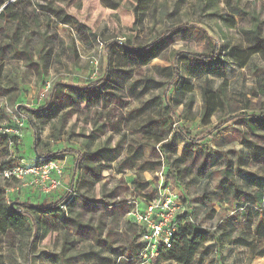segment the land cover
I'll use <instances>...</instances> for the list:
<instances>
[{
  "label": "rangeland",
  "instance_id": "obj_1",
  "mask_svg": "<svg viewBox=\"0 0 264 264\" xmlns=\"http://www.w3.org/2000/svg\"><path fill=\"white\" fill-rule=\"evenodd\" d=\"M50 8L63 11L70 23L62 24L39 8L36 19L27 22L16 52L27 44L28 58L8 54L2 64L0 126L13 121L17 127V122H22L19 150L12 149L11 167L36 164L34 131L40 155L63 153L59 155L64 165L60 187L44 196L29 183L0 178V188L6 201L39 204L42 197H47L45 202L56 201L69 191L73 163L78 159L75 185L65 210L68 219L51 216L55 223L66 221L68 226L28 222L23 232L0 233V264H115L118 255L129 257L139 242L136 229L128 225V212L141 202L132 180L146 184L151 198L158 192L175 197L179 208L191 211L195 225L209 239L219 218H204V182L196 178L197 165L175 161L189 142L174 126L194 136L239 117L201 142L200 148L213 155L230 150L245 153L248 150L241 145L240 136L263 146L264 133L251 135L246 124L264 116V53L253 57L243 70L227 60L205 65L178 62L182 77L178 81L190 84V94L178 106L173 100L175 89L170 87L175 57L211 51L212 45H218L225 59L227 48L251 46L254 42L249 31L256 28L264 45V0H155L151 5L135 0H51ZM230 20L233 28L227 22ZM156 39L160 46L146 66L129 61L132 54L125 47L140 48ZM40 57L48 60L47 66ZM106 73L110 79L116 73L131 77L123 87L108 90L118 98L106 108L87 106L84 89ZM205 83L224 99L208 121L202 120ZM164 96L173 101L174 115L165 109ZM58 103L68 106L51 116L46 126L40 124L37 109L49 104L43 112L46 115ZM160 119L173 126L163 148H153L142 127ZM98 149L108 150L103 158L95 153ZM2 150L0 147V167L6 159ZM147 160L160 166L137 174V165ZM217 182L218 176L212 188ZM220 208V204L213 206L215 212ZM232 209L224 205L221 212ZM248 256V250L240 246L224 248L215 255L219 264H264V257L248 262Z\"/></svg>",
  "mask_w": 264,
  "mask_h": 264
},
{
  "label": "trees",
  "instance_id": "obj_2",
  "mask_svg": "<svg viewBox=\"0 0 264 264\" xmlns=\"http://www.w3.org/2000/svg\"><path fill=\"white\" fill-rule=\"evenodd\" d=\"M136 2L146 5H151L155 0H135ZM43 4V5H40ZM51 0H0V76L3 73V62L7 60L8 54H19L28 58L27 44L24 49L17 53L16 47L21 44L23 32L28 29L27 22L34 19L36 10L39 8L41 12L52 13L59 22L62 24L70 23L68 17L65 16L63 11L50 8ZM30 13H33L30 15ZM31 16V17H30ZM36 19V18H35ZM229 22V27L233 28L234 23L232 20ZM257 28L249 31L251 34V46L244 50L236 47L227 48L225 52V59L221 56L222 50L218 45H212L211 51L203 52L200 54H179L175 57L174 66V80H172L170 87L175 89V101L178 106L181 100L190 94V84L188 82H180L182 78L178 72L177 64L183 60L184 64L190 65L191 63H200L202 65L212 64L219 61L227 60L234 64L238 69L243 70L251 63V59L260 53H264V45L261 43ZM160 46V39H156L151 44L140 48H127L132 54L129 61L136 63L139 66H146L151 59V54L155 48ZM47 55V54H46ZM27 57V58H26ZM48 64V60L40 57ZM110 68H108V71ZM130 75L126 74L125 78L116 75L114 78H109L106 73L101 79L91 83L84 90L88 95L84 98L87 106H103L107 107L112 102L116 101L118 96L115 93H109L111 88L117 90L123 87ZM107 79H109L107 82ZM114 86V87H112ZM107 89L103 91L104 88ZM2 88L0 83V89ZM101 88L102 91H97ZM1 91V90H0ZM97 91V92H96ZM120 92V91H119ZM71 100H80V97L68 96ZM203 97V114L202 120H209L216 114L221 106L224 104V99L212 88L207 86V83L202 88ZM64 100H60L64 104ZM163 101L165 109L169 110L172 115L175 112L171 109L172 100L164 96ZM48 103V102H47ZM49 104H45L37 109V117L40 124L46 126L51 120V116L56 117L58 111L64 110L63 105L52 107L49 113L43 115V112L48 109ZM40 109V110H39ZM39 110V111H38ZM264 116L249 119L246 124L247 129L253 136H257V132L264 133ZM239 117H232L225 121H221L211 131L202 132L197 135L191 136L182 128L174 126L181 137L189 142L187 148L182 150L179 157L175 159L180 165L191 164L197 165L195 169L196 178L204 182V195L202 197V204L205 205L204 218L207 220L217 219V223L210 238L205 239L206 232L197 227L192 219L191 211H186L182 215L177 216V231L172 239V246L169 249H162L154 264H219L215 255L222 249L228 247L240 246L248 250V262L256 258L264 257V145L261 146L255 141H250L243 136H240L241 145L248 151L241 153L239 151H228L225 153L218 152L213 155L205 149L200 148V143L212 138L214 132L220 130L230 120H236ZM11 125L0 126V128H17L14 122ZM171 121L160 119V121L150 122L148 125L142 127V130L147 131L148 139L153 143V148L159 146L163 148V143L167 140L171 133ZM176 122H174L175 124ZM32 123H30L31 125ZM205 123L204 125H207ZM34 126V125H33ZM34 151L37 156L36 163L41 160H59L60 153H50L46 156L40 155L36 151L37 137L34 131ZM20 138L10 134L0 133V147L3 148L2 153L6 156L5 161L0 167V171L11 168L14 158L12 157V149L16 147L19 150ZM161 148V149H162ZM104 150V151H103ZM107 149H98L95 153L99 158H103L102 154L107 152ZM67 153H74V150H68ZM103 152V153H102ZM163 153L164 150L162 151ZM101 153V154H100ZM160 163H153L149 160L144 161L137 165L136 172L141 174L143 172L152 171L155 167H159ZM172 167V165L170 166ZM255 167L256 169H253ZM172 169V168H171ZM78 170V159L74 160L71 179L66 192L61 198L56 201L45 202L47 197H42L39 204L20 203L13 201H6L3 191L0 188V233L8 232H23L28 226V222L36 225L42 221L46 226H60L65 228L68 226L66 221L58 224L54 222L51 217L59 215L62 220L68 219V214L65 211L67 201L70 197V192L73 191L75 185V174ZM90 170V169H89ZM182 171H178L181 173ZM89 173L87 172V175ZM90 177L93 176V171L90 170ZM218 176V182L212 188V182H215V177ZM94 183V182H93ZM135 192L141 196L139 207L144 208L145 203L152 201L149 193H146V184L139 181L132 180ZM214 184V183H213ZM19 207H15V205ZM220 204L219 212H215L213 206ZM233 208L230 213H222L223 206ZM129 213V212H128ZM128 225L132 226L137 231L138 240L143 233V228L136 225L130 219ZM120 228V226H117ZM127 232V229L124 228ZM47 231V230H46ZM123 231V230H122ZM98 242H101L98 240ZM208 242H212L210 245ZM141 249L139 243L136 250L130 251L129 257L118 255L115 264H137L139 258H136Z\"/></svg>",
  "mask_w": 264,
  "mask_h": 264
},
{
  "label": "built area",
  "instance_id": "obj_3",
  "mask_svg": "<svg viewBox=\"0 0 264 264\" xmlns=\"http://www.w3.org/2000/svg\"><path fill=\"white\" fill-rule=\"evenodd\" d=\"M17 128H0V133L20 137L18 130L22 122H17ZM64 165L60 160H41L35 165L21 164L0 171V178L10 180L15 178L23 185L29 183L35 190L39 188L44 196L60 187V179L63 175ZM152 201L145 203L144 208L136 205L135 209L128 213L132 222L143 228V233L138 242L141 249L136 256L137 264H149L154 262L162 249L172 246V239L177 231V216L184 213L177 204L175 197L168 193H157ZM179 210V212H177Z\"/></svg>",
  "mask_w": 264,
  "mask_h": 264
},
{
  "label": "crops",
  "instance_id": "obj_4",
  "mask_svg": "<svg viewBox=\"0 0 264 264\" xmlns=\"http://www.w3.org/2000/svg\"><path fill=\"white\" fill-rule=\"evenodd\" d=\"M70 184V183H69Z\"/></svg>",
  "mask_w": 264,
  "mask_h": 264
}]
</instances>
